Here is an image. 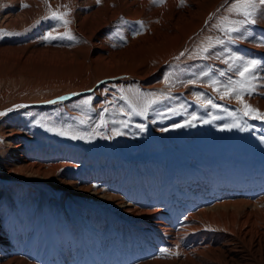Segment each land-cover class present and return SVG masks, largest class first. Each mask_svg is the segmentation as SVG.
Listing matches in <instances>:
<instances>
[{"label": "bare ground", "instance_id": "obj_1", "mask_svg": "<svg viewBox=\"0 0 264 264\" xmlns=\"http://www.w3.org/2000/svg\"><path fill=\"white\" fill-rule=\"evenodd\" d=\"M233 2L0 0V264H264V119L221 99L255 59L241 95L264 113V5L226 45L216 27L242 19ZM53 12L69 23L36 26ZM204 36L222 43L205 60L216 83L171 73ZM159 93L202 109L134 131L103 109L130 117L125 99ZM89 107L88 130L71 128ZM181 123L194 132L175 142Z\"/></svg>", "mask_w": 264, "mask_h": 264}, {"label": "rangeland", "instance_id": "obj_2", "mask_svg": "<svg viewBox=\"0 0 264 264\" xmlns=\"http://www.w3.org/2000/svg\"><path fill=\"white\" fill-rule=\"evenodd\" d=\"M38 18H39V20H38ZM38 18H36V20H37L36 26L43 24L46 21L54 20L52 17L40 16ZM216 30L217 31L221 30V27H216ZM221 32H222V35L225 33L222 30H221ZM236 33H238V32L229 33L227 35L230 38L232 35L234 36ZM25 34L26 33L24 32V33H20L19 35H15L13 39L19 40V39L23 38L25 36ZM227 35H226V33H225V35H223L224 36L223 40L225 41L226 45L227 44L230 45L231 40H229L228 37H226ZM210 43L211 42L209 41V36L202 37V39L199 41L198 47H194V49L191 52L190 51L188 52V56L185 58L183 63L173 64V66L170 67V72L171 73L178 72L176 74L180 75L181 77L182 76L185 77V79H187V78L196 79L197 78V80L201 79V80H205L206 82H209V83L214 82L215 78H213L210 75L209 67L206 64L205 60L209 54L210 48H215L216 44L222 45V43L219 42L217 39L215 40L214 43L213 42L211 44ZM205 44H208L207 45L208 47ZM91 72L96 73L95 71H91ZM57 86L58 85H56V87ZM125 102L127 104V109L131 111L130 117L128 115L124 114L121 117H118L116 120V117H114L115 116L114 112L109 109V102H105L103 109H105L106 114H109L110 116H112L111 121L114 124L120 126V125H122L123 120H124L126 122L127 126H129L130 128L132 126V128H133L132 131H134V129L136 130V129L140 128L138 125L135 124L136 121H145L146 118H148V116H149V118H151V120L154 123H156L158 125H163V124L172 122V120L175 121L179 117H182L183 115H185L186 113L184 111L186 109V106L188 107V105H189V107L197 106V107H199V109H202V106L196 105V101H191V100L185 99V100H181L180 102H175L167 93H163V94L159 93L157 96H156V94L154 96L150 94L149 99H145L144 100L145 103H140L141 105L139 104V106H137V107L132 105L133 103L130 99H125ZM143 104H145V105H143ZM184 105H185V107H184ZM190 105H192V106H190ZM79 107H80V111L84 110L83 106H79ZM216 111H217V107L211 108V114H214ZM88 112H89V114H87V115H85V114L84 115H70L66 118V121H68L67 123L73 129H76V127H77V129L79 128L83 131H87L89 128L87 120L92 118L94 110H92V108L89 107ZM103 123L107 125V118L104 119ZM41 124H42L41 122H38L36 125L38 127H40ZM181 125H183V126L175 127L176 129L171 127L167 132V135L169 136V138H171L175 142L181 141L184 137V132H179V130L182 127H183V129L189 130V132L191 131L190 133L188 132L189 135L192 132H194V126L193 125L188 126V128L183 123H181ZM122 127H123V125H122ZM141 129H143V128H141ZM92 134L97 137L96 132H93ZM45 135L46 136L50 135V132L48 129L45 130ZM155 137H154V135L152 136V138L150 139V142H149L150 146L148 145L147 148H150L154 143L156 144L157 142H159V140ZM68 139L71 140L70 138H68ZM97 145H98L97 143L93 142L92 147L96 148ZM109 145L110 144L107 140H105V139L101 140V146H102V149L104 150L105 153L110 154V155L113 154L116 156L118 155V157H124V155L119 153L113 147V145L112 146L111 145L109 146ZM131 145L133 148H135V146H136L135 143H132ZM188 145H187V150H190L191 144H188ZM161 154H162L161 151H159V155H161ZM154 156H156L154 158H157V154H155Z\"/></svg>", "mask_w": 264, "mask_h": 264}, {"label": "snow or ice", "instance_id": "obj_3", "mask_svg": "<svg viewBox=\"0 0 264 264\" xmlns=\"http://www.w3.org/2000/svg\"><path fill=\"white\" fill-rule=\"evenodd\" d=\"M100 0H97V3H99ZM155 2V0H154ZM159 3H164V0H158ZM181 5H183L184 0H180ZM257 3L264 5V0H234V2L230 5V7L227 9L229 13H233L239 17H242V19L239 20H229L228 17H225L222 21L221 30L224 31L226 34L233 33V32H239L240 28L245 24H253L255 23V13L257 9ZM27 6V5H25ZM68 15L67 12L64 13H58L53 12L52 18L62 21L63 24L66 26L69 21L65 19V17ZM65 36H67L69 39H71L70 33H65ZM48 38L55 37L51 36V33H49ZM258 61L255 59L247 60L244 62V66L242 70L239 71V76L242 78L240 82H238L236 85L229 84L226 86V89L224 93L221 96V99H224L229 96L235 95V98L240 101L241 104H243V115L244 116H250L253 119H264V113H261L258 109L253 108L249 104L244 102L243 96L241 93L243 91H249V88L246 87L247 85V77L254 73L256 67H257ZM220 75H224V73H220ZM213 83H216L215 81ZM209 104L213 108L218 107L216 104H212L211 100L208 101ZM0 115H4V113H0ZM195 119V118H194ZM183 125H176V127H181ZM234 127H239L240 125L234 124L232 125ZM64 135L65 133H61ZM117 135L120 133H116ZM77 137H73L75 139ZM163 253L167 254L169 252L168 249H162Z\"/></svg>", "mask_w": 264, "mask_h": 264}]
</instances>
